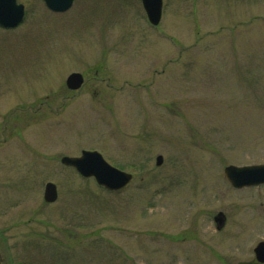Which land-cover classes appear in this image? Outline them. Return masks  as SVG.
Instances as JSON below:
<instances>
[{
  "label": "rangeland",
  "instance_id": "374dc122",
  "mask_svg": "<svg viewBox=\"0 0 264 264\" xmlns=\"http://www.w3.org/2000/svg\"><path fill=\"white\" fill-rule=\"evenodd\" d=\"M162 1L153 26L140 0H17L22 22L0 27L8 264L253 262L264 188L233 190L223 168L264 164V0ZM82 150L131 182L107 191L61 164Z\"/></svg>",
  "mask_w": 264,
  "mask_h": 264
},
{
  "label": "water",
  "instance_id": "95a60500",
  "mask_svg": "<svg viewBox=\"0 0 264 264\" xmlns=\"http://www.w3.org/2000/svg\"><path fill=\"white\" fill-rule=\"evenodd\" d=\"M148 22L156 26L162 15V0H140ZM45 6L53 12H64L72 5L73 0H43ZM24 17V6L17 0H0V27L10 29L18 26ZM83 83L82 74L70 73L65 79L68 89L76 90ZM61 164L72 167L81 177L93 178L97 185L108 191H117L124 188L132 179V174L118 169L104 160L102 155L94 150H82L78 156H62ZM162 163V156L157 155L155 164ZM224 176L232 187L241 188L264 183V164L255 165H226ZM57 199V188L53 182H46L43 189V200L52 203ZM214 221L218 228L224 224V216L217 213ZM254 260L264 263V240L253 247ZM0 264H8L3 250L0 248ZM244 264H252L251 262Z\"/></svg>",
  "mask_w": 264,
  "mask_h": 264
},
{
  "label": "flooded vegetation",
  "instance_id": "af4514ba",
  "mask_svg": "<svg viewBox=\"0 0 264 264\" xmlns=\"http://www.w3.org/2000/svg\"><path fill=\"white\" fill-rule=\"evenodd\" d=\"M81 74H82V73H81ZM82 77H83V83H84V75H83V74H82ZM83 83H82V85H83ZM82 85H81V86H82ZM71 91H76V90H71ZM261 164H263V163H261ZM225 179H226V178H225ZM226 181L228 182V180H226ZM228 183H229V182H228ZM229 185H230V183H229ZM230 187H231L233 190H240V189L248 188V187H259V188H264V183L259 184V185H254V186L241 187V188H234V187H232L231 185H230ZM219 212H221V213L223 214V216H224V224H223V226H221L220 228H218V225H217L216 222L214 221V217H215V215H216L217 213H219ZM210 219H211V220L213 221V223H214V229H215V231H220V230L223 229V227H224V225H225V223H226V214H225L223 211L219 210V211L213 213ZM263 240H264V239H263ZM251 263H252V264H261V263L256 262L255 260H253V262H251Z\"/></svg>",
  "mask_w": 264,
  "mask_h": 264
}]
</instances>
